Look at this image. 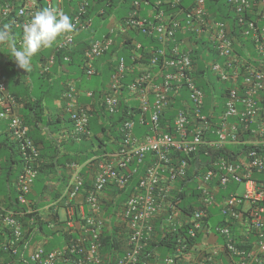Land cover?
Wrapping results in <instances>:
<instances>
[{"label": "built area", "instance_id": "built-area-1", "mask_svg": "<svg viewBox=\"0 0 264 264\" xmlns=\"http://www.w3.org/2000/svg\"><path fill=\"white\" fill-rule=\"evenodd\" d=\"M151 1L133 0L125 18L116 22L112 18L107 25L108 33L92 40L83 51V68L90 77L94 73L93 62L112 47L115 38L128 41L129 52L136 58L141 44L133 39V33L156 39L157 48L150 50L148 66L141 69L146 72L147 68H154L153 74L144 72L134 76L125 86L128 98L138 103V122L147 126L148 132L135 137L134 121L124 122L121 147L111 153L108 160H97L91 175V189L85 197L81 195L83 177L74 164L68 166L69 181L58 198L65 210L64 229L72 230L78 219L83 223L82 230L87 239L71 241L63 251L46 253L42 246H37L29 254L34 264H54L75 253L82 257L74 264L97 261L98 236L103 227V221L98 217L100 199L107 192L113 193L114 201H117L118 192L127 189L139 167H144L145 171L118 210V220L124 223L127 231V243L115 264L137 263L145 242L151 240L154 220L166 212L171 191L186 179L189 170L192 179L188 181L198 193L199 207L191 217L181 220L179 226L190 225L186 234L197 238L196 235L205 228L204 219L210 216L209 209L217 208L223 223L215 231L223 239L222 248L229 263L264 264V0H226L235 15L237 33L228 23L209 15L205 0H195L188 9L180 6L181 0ZM63 2L42 0L41 6L38 0H18L15 12L10 15L13 8L6 0H0V21L7 19L13 23V30L20 32L16 37L19 41L22 25L28 22L30 13L42 7L63 11ZM162 3L172 9L178 8L173 13L166 12L161 8ZM86 7L87 0H79L77 15L72 19L74 33L86 31L92 25V19L85 16ZM72 42L73 35L66 33L58 39L54 50L69 48ZM197 42L202 43V51L195 63L192 56L194 50L198 51ZM53 60L52 54L39 65L40 72H48ZM125 71V62L120 59L117 71L110 77L103 93L104 107L109 114L115 113L119 106ZM205 74L213 75L223 84L220 87L222 109L218 113H215L219 104L215 97L209 111L203 112L205 96L197 83L199 78L201 82L206 81ZM79 94L74 83L69 82L62 95L63 111L69 116L73 134L77 137L89 134V115L77 103ZM84 95L92 96L90 92ZM17 108L15 98L0 77V120L6 121L7 130L19 145L23 159V168L15 180L17 203L27 208L26 214H31L28 196L37 175L40 149L29 136V128L17 115ZM167 113L173 117L165 116L162 127L160 119ZM131 165H136V169ZM227 187L231 192L216 203L220 189ZM79 198L80 205L76 206L75 201ZM86 207L90 215L85 213ZM0 217L8 225L16 224L14 230L18 241L21 225L14 221V213L0 209ZM242 221H245L246 229L241 242L246 243L254 237L249 249L237 246V238L232 232V224ZM84 240L88 242L86 248L81 245ZM182 240L179 238L178 243ZM188 247H178L179 257H166L164 263L181 264L180 257ZM198 254L193 264H206L218 252L212 249Z\"/></svg>", "mask_w": 264, "mask_h": 264}, {"label": "trees", "instance_id": "trees-1", "mask_svg": "<svg viewBox=\"0 0 264 264\" xmlns=\"http://www.w3.org/2000/svg\"><path fill=\"white\" fill-rule=\"evenodd\" d=\"M64 1L66 2V0ZM132 1L133 0H87L85 16L92 19L91 27L86 31H76L75 33L71 32L70 34L73 35L71 47L64 50H58L57 52L54 50V44L53 47L48 48L47 53H44V49H42L36 56L33 57L30 71L34 72V78L37 80L34 87L31 84H25L23 81L24 76L22 75V69L17 66V70L14 71V68H11V62L14 60H12L10 56H8L7 62L4 61L2 64H0V77L7 84V91L9 94L12 95L17 102V115L29 128V136L37 145L40 143L43 144L42 142L44 140L40 136V127L45 122L44 117L47 111L46 104L52 102L54 99H60L62 102V94L67 86L66 81L63 86L60 85V81L56 83V90L50 91V84L47 80H50V74L53 72L51 68L54 67V65L60 69V72L64 75V78H67L71 75L73 80H79V84L75 85V88L80 93V96L77 97V101L81 106L86 107L85 105L88 104L91 99L94 103H96V105H93V103L91 105L93 111H87L89 115L87 129H89L91 136L84 139L83 144L80 142V149L76 152L85 156V159H83L82 162L85 160H91L90 158L94 159L100 157H103V161L106 159L108 160L111 153L118 151L121 147V128L124 122L127 120L134 121V136L141 137L140 135H136V131H139L140 128L139 124L137 123L140 111L138 106L132 105V101L130 102L126 100L129 98L125 86L132 81L134 76H140L144 74L145 71L143 72L141 69L144 66H148L147 58L151 56L150 50H155L158 45L156 39L144 37L142 40L138 41L137 38L140 35L137 36L133 33V39L141 44V48L138 52V58H136L129 52V42H123L119 37L115 38V35H113L112 39L114 40L115 38V40L112 47L93 62V75L88 77L85 74V70L83 68V51L87 49L92 40L99 38L97 36L98 33L103 34L102 36L108 33L107 25L109 24L108 20L111 16L115 18V22L116 20L119 21L125 18L127 11L131 8L130 4ZM194 1L195 0H181L180 6L182 8L188 9L192 7ZM6 2L9 4L10 8H13V11L10 12V15H12L15 12L14 9L18 4V0H6ZM38 2L42 6V0H38ZM151 2H153V0ZM161 6V8L166 12L171 11L170 13L175 12L174 10L178 8L172 9L166 5V3H162ZM205 7L211 17L215 18L216 20L228 23L235 33L238 32V28L235 24V15H233L231 12L226 0H205ZM65 8H67L66 11L65 9L63 11L70 15V17L73 19V17L77 15L78 12L79 0H67ZM119 11L121 12L118 13ZM141 14L144 15L145 12H141ZM9 17L10 16L7 18ZM6 22L7 19L1 21V23ZM15 36L18 38L20 36V32H17V35ZM177 38L179 39L180 35H178ZM195 44L202 47L201 42H197ZM52 54L54 61L49 72L40 73V71L37 69L36 63L45 62ZM198 56L199 51L196 52V50H194L192 58L195 60V63L198 59ZM65 57L68 58L67 61L64 60ZM120 59L124 60L126 65V71L124 72V77L121 81L123 84L122 94L117 111L110 115L105 111L104 108L103 93L106 91L105 87L110 77L117 71V66ZM154 70V68H147L145 74L149 73L152 75ZM30 71L27 73H30ZM16 82L17 90H14L12 85ZM197 84H199V86L202 88L205 96L203 102V112L206 113L209 111L211 103L214 102L212 100L214 96H212V90H209V87L206 83L201 82L199 79ZM86 92H90L92 94L91 98H88L84 95ZM81 93L83 95H81ZM217 95H219V92ZM221 109L222 103H219L218 106L215 107V113L220 112ZM168 113L163 115L160 119V124L162 127L165 125V116L167 118L173 117V114ZM144 132L147 133L148 128ZM42 156L43 154L40 156L36 166L38 174L34 184L41 183L45 174L49 172L48 170H45L48 166L40 162ZM82 162L81 159L77 160V163L83 164ZM93 165H95L94 162L86 166H82L81 168L80 173L84 179L83 188L81 189L82 197H85L87 191L90 189L89 172L93 169ZM131 166L134 170L136 169V165ZM87 167L90 168L87 169ZM22 168L23 159L20 153L19 145L11 138L8 130L6 129L5 132L0 133V205L3 203L4 209L13 211L15 216V218L13 217L14 221H18L21 225V238L16 244H13V247L17 249V253L13 254V247H10V243L13 241L11 230L16 226V224L13 226L8 225L5 223L3 218L0 217V264H33L29 260V257H26V253L28 252V248L32 246L33 243L39 241L37 239L38 236L36 235V231H34L36 221H40L39 215H36L34 212L28 215L26 214L17 216V213L25 211L24 207H20L16 202L15 180ZM144 171V167L137 168L136 172L130 179L131 183L127 189L124 191L120 190L118 192L120 197L117 200L118 203L116 207L113 205L108 206V203L105 202L103 209L106 211L107 215H111V213L118 208L120 202L126 200V198L132 192L133 186L137 184L138 179L143 175ZM187 174L188 175L186 179L178 183L176 188L171 191L168 198L169 202L166 206V212L165 214L159 216L154 222L151 240L145 242L136 264L154 263L155 257L157 255L156 252H159V250H164L168 257L178 258V247H182L184 245L190 246L197 242L196 238H190L186 234L190 225L179 226L181 220H185L189 216L191 217L194 213V210L199 207V203L197 202L198 193L195 191L194 186H191V183L188 181L192 179L190 170ZM68 177L70 176L68 175ZM67 182L68 178L63 182V186ZM192 184H194V182ZM228 188L225 190V192L222 190L219 191L220 195H218V197L216 196L215 198L216 203L221 202L220 197L227 193V191L228 193L231 192V189ZM59 196V193L56 194L54 200H58ZM6 200L8 201V204L4 205ZM32 209L35 210L34 207H32ZM180 212L184 214V217L179 215ZM176 214H178V216ZM112 221L110 222L109 227L104 228L98 237V242L100 245L98 248V254L100 257L107 256L105 260L108 262V264H114V258L116 256H121L126 248L127 239V231L124 229V227H119V225L116 226L114 221ZM222 221V218L219 219L217 221L218 223L216 222L217 225L223 223ZM236 228L237 227H233V231ZM196 236L198 237V234ZM179 238H183L184 240H182L181 243H178ZM83 245L84 247H87L88 242L86 241ZM240 247L248 249L250 244L248 243L245 247ZM44 249L45 252L49 251L48 247H45ZM66 258H69V261L72 263L75 258H77V256L67 255ZM206 264H214V262H207Z\"/></svg>", "mask_w": 264, "mask_h": 264}, {"label": "crops", "instance_id": "crops-1", "mask_svg": "<svg viewBox=\"0 0 264 264\" xmlns=\"http://www.w3.org/2000/svg\"><path fill=\"white\" fill-rule=\"evenodd\" d=\"M67 2V0H66ZM66 2L64 1V9L66 11ZM109 23L113 21L112 18H109ZM44 53L48 52V48L43 50ZM8 56H10L9 51L6 47H0V64L4 61L7 62ZM11 57V56H10ZM33 62V60H32ZM39 62L36 63V66L39 65ZM12 69L17 70V64L13 61L11 62ZM53 72L50 74V80H47L50 84V91L56 90V83L60 82V85L63 86L65 81H73V77L68 76L64 78V75L61 74L60 69L54 65L51 68ZM22 75L24 76L25 84H31L35 86L37 80L34 78V72L26 73L22 70ZM76 71V70H75ZM74 71V72H75ZM51 81V83H50ZM63 81V82H62ZM75 84H79V80L75 81ZM12 88L17 90V82L12 85ZM124 98V97H123ZM131 102L130 99H126ZM92 103L96 105L91 99L88 104H86L87 110H92ZM63 101L60 99H54L52 102L46 104V114L44 117L45 122L40 127V136L44 139L43 144H39L40 156L43 154L40 162L46 164V169L49 172L45 174L44 179L41 183L34 184L32 187L31 193L28 196L31 208L34 207L35 214L39 215L40 221H36V226L34 231L38 236V242L35 244H44L45 247L50 246L49 249L53 248L51 242H55V238H60V245L53 249H62L67 244V236L64 233V218L65 210L64 206L58 200H54L56 194L63 188V182L68 178L70 174L67 167L68 164H76L79 168L82 167V164L77 163V160L85 159L84 155L76 153L80 149L81 144L84 143L83 140L78 141L73 137L72 126L68 117L63 113ZM7 129L6 121L0 120V133L5 132ZM65 164V165H64ZM111 194V195H110ZM116 196L113 193H105L103 196L104 204L108 203V206L112 204ZM8 201L4 202V205H7ZM76 206L80 205V198L75 201ZM3 206V203L1 204ZM108 208V207H107ZM86 214H90L87 208H84ZM92 214V213H91ZM165 214V213H164ZM178 216V214H176ZM180 216L184 217L182 212L179 213ZM56 216V217H54ZM211 217V216H210ZM206 221L204 230L198 235L197 242L190 245L185 252L180 257L181 264H193V260L199 255L200 251L207 252L209 250H217L218 255L214 259V264H228L229 258L227 254L223 251L222 248V239L216 234L215 227L217 223L209 226V220ZM102 218L110 219L112 217H107V213L104 211L102 213ZM113 222V221H112ZM114 225V224H112ZM235 232L239 236L240 233L244 231V226L242 223H237ZM82 230V224L78 221L72 229L74 237H79ZM155 262L152 264H165L164 260L167 254L163 253V250L156 252ZM27 255V253H26ZM27 257V256H26ZM102 256V262L100 264H108V262ZM57 264V263H56ZM58 264H72L70 261H59Z\"/></svg>", "mask_w": 264, "mask_h": 264}, {"label": "clouds", "instance_id": "clouds-1", "mask_svg": "<svg viewBox=\"0 0 264 264\" xmlns=\"http://www.w3.org/2000/svg\"><path fill=\"white\" fill-rule=\"evenodd\" d=\"M63 4H64V2H63ZM41 5V4H40ZM43 6V5H42ZM16 8V7H15ZM63 10H64V6H63V8H62ZM110 18H114L113 16H111ZM4 20V19H3ZM2 21V20H1ZM1 21H0V47H6L7 49H8V51H9V54H10V56H11V59L12 60H14L15 61V63L17 64V66L20 68V69H22V70H24L26 73L27 72H29L30 70H31V67H32V60H33V57L34 56H36L42 49H47V48H51V47H53V45L54 44H56L57 43V41H58V38L59 37H61L62 35H64V34H66V33H71V32H73L74 30H75V25H74V23H73V21H72V18L70 17V15H68V14H66L64 11H62V10H59V9H57V8H55V7H48V8H43L42 7V9H40V10H37V11H35V12H33V13H30L29 14V20H28V22H26V23H24L23 25H22V37L20 38V40L19 41H17V36H15V35H17V31H13V27H14V25H13V23L12 22H6V23H1ZM202 47H200L199 45H198V51H199V55L201 54V51H202V49H201ZM54 61V60H53ZM44 62H42V63H38L39 65H41V64H43ZM39 65H37V69L39 70ZM53 65V64H52ZM51 65V66H52ZM50 66V67H51ZM50 67H49V70H50ZM40 71V70H39ZM49 72V71H48ZM41 73V72H40ZM47 73V72H46ZM205 76H206V81H204L203 83H206L207 85H208V87H209V90L211 91L212 90V95H214V97L216 98V97H218V95H217V93H218V91L215 89V85L211 82V80L209 79V75H206L205 74ZM91 77V76H90ZM200 79V78H199ZM198 79V80H199ZM69 82H73L74 83V85H76L75 84V80H73V81H67L66 82V85L69 83ZM108 83V82H107ZM106 87H107V85H106ZM106 87H105V89H106ZM65 91V90H64ZM64 93V92H63ZM63 95V94H62ZM81 95H83L82 93H81ZM78 96H80V94L78 95ZM88 98H91V97H88ZM63 99V98H62ZM64 101V100H63ZM77 103L79 104V102L77 101ZM63 104H64V102H63ZM103 104H104V102H103ZM80 105V104H79ZM64 106V105H63ZM81 106V105H80ZM83 107V106H82ZM63 108V107H62ZM86 110H87V108L86 107H84ZM105 108V107H104ZM88 111V110H87ZM105 111H106V109H105ZM63 113H64V111H63ZM65 115H66V113H64ZM88 114V113H87ZM111 115V114H110ZM67 117H68V120L70 121V123L72 124V122H71V120L69 119V116L68 115H66ZM89 123V122H88ZM73 126V125H72ZM88 127V126H87ZM88 130V132H89V134L88 135H85V136H75L74 134H72L73 135V137L76 139V140H78V141H81V140H84V139H86V138H88V137H90L91 136V133H90V131H89V129H87ZM9 133V132H8ZM73 133V132H72ZM10 135V134H9ZM40 158V157H39ZM103 158V157H102ZM91 160H85V161H83L82 163V166H86V165H88V164H91L92 162H94V164L95 165H93V169L89 172V175H90V189H91V182H92V178H91V175H93V172H94V169H95V167H96V164H97V160L98 159H101V157L100 158H94V159H92V158H90ZM39 160V159H38ZM69 165H72V163H70V164H68L67 165V167L69 166ZM74 165L78 168V171H79V173H80V171H81V168H79L75 163H74ZM90 167H87V169H89ZM70 173V172H69ZM37 174H38V171H37ZM81 174V173H80ZM69 176H70V174H68ZM37 176V175H36ZM36 179V178H35ZM35 181V180H34ZM68 181H69V177H68ZM33 184H34V182H33ZM33 184H32V187H33ZM65 186V185H64ZM64 186H63V188H64ZM63 188H62V190H63ZM228 188V187H227ZM227 188H225L224 190H222L223 192H225V190L227 189ZM229 189V188H228ZM31 190H32V188H31ZM61 190V191H62ZM221 190V189H220ZM61 191H59V194H61ZM228 191H227V193H225L222 197H220L221 198V200L223 199V198H225V196H228ZM30 195V194H29ZM218 195H220V193H218ZM218 195H217V197H218ZM119 199V197L117 198V200ZM28 200H29V198H28ZM16 202H17V191H16ZM30 202V201H29ZM117 201H114L112 204H110V205H113V206H115L116 207V205H117ZM120 204H121V202H120ZM120 204L118 205V208L115 210V211H113L112 213H111V215H107V217H112V220L114 221V224L116 225V226H118L119 225V227L120 226H123L124 227V229H125V226H124V223L123 222H120L119 220H118V210H119V207H120ZM20 206V205H19ZM105 206V204H104V201H103V197H101V199H100V209H99V212H98V217L99 218H101V220L103 221V227L101 228V231L104 229V228H107V227H109V224H110V219H106V218H102V213L105 211L104 209H103V207ZM21 207V206H20ZM87 208V207H86ZM0 209H2V210H5V211H9V210H6V209H4L3 208V206L1 207V205H0ZM24 209H25V211H26V207L24 206ZM29 209H31L32 210V212L34 213V209H32L31 208V205H29ZM88 209V208H87ZM213 210L214 209H217V208H212ZM212 209L210 208L209 210H210V216H211V213H212ZM25 211H22V212H20L19 214L20 215H26V213H25ZM217 211H218V209H217ZM11 212H13V211H11ZM106 212V211H105ZM219 213V212H218ZM28 215V214H27ZM87 215H90V214H87ZM209 216V217H210ZM55 217V216H54ZM209 217H207V218H205L204 219V222H205V224H206V221L208 220V218ZM14 218H15V216H14ZM157 220V218L154 220V222ZM17 222V221H16ZM154 222H153V224H154ZM82 225H83V223L82 222H80ZM240 223H242V225L244 226V231L242 232V233H240L239 234V236L236 234V232H235V230L233 231V227H236V225H237V223L235 224V223H233L232 225H233V227H232V232H233V234L236 236V238H237V246H243V247H245L248 243L250 244V247L252 246V242H253V240H254V237L253 236H251L250 237V241L248 240L246 243L244 242V243H242L241 241L243 240V237H242V235H243V233L245 232V229H246V224H245V221H242V222H240ZM222 224V223H221ZM220 224V225H221ZM217 226H219V225H216V227ZM215 227V228H216ZM64 228V227H63ZM153 229H154V226H153ZM126 230V229H125ZM20 232H21V229H20ZM216 232V231H215ZM11 233H12V236H13V241H11V243H10V247H13L14 245L13 244H16L17 243V236H16V234H15V230H14V228L11 230ZM64 233H65V235L67 236V238H68V240H67V244L65 245V247L64 248H62V249H53V248H51V249H49V251L48 252H50V251H52V250H64L69 244H70V242L71 241H73L74 243H76V242H82V238L83 239H87V235L84 233V231L83 230H81V234H80V236L79 237H74L73 236V233H72V230H70V231H66L65 229H64ZM101 233V232H100ZM217 234V233H216ZM100 235V234H99ZM199 235V234H198ZM218 235V234H217ZM99 237V236H98ZM220 238H221V236H219ZM20 238H21V236H20ZM20 238H19V240H20ZM197 239V238H196ZM222 239V238H221ZM18 240V241H19ZM87 240H84L83 241V243L81 244L83 247H84V243L86 242ZM126 243H127V239H126ZM222 245H223V239H222ZM37 246H42V248L44 249L45 248V245L44 244H35V243H33L32 244V246H30L29 248H28V252H27V258L29 257V254H30V252H32V250H33V248H35V247H37ZM239 246V247H240ZM88 247V246H87ZM100 247V245H99V242H98V248ZM249 247V248H250ZM86 248V247H85ZM98 248H97V252H96V255H97V261H93V262H90V263H88V264H100L101 262H102V256L100 257L99 256V254H98ZM241 248V247H240ZM248 248V249H249ZM125 250H126V248H125ZM124 250V251H125ZM44 251H45V249H44ZM124 251H123V253H124ZM210 251V250H209ZM12 253L13 254H16L17 253V249L16 248H14L13 247V249H12ZM47 253V252H46ZM122 253V254H123ZM121 254V255H122ZM71 255H76L77 256V258H79V257H82V256H80V255H78L77 253H75V254H68V256H71ZM218 255V254H217ZM67 256V255H66ZM66 256L65 257H63L62 259H58V260H56L55 262H54V264L55 263H58L59 261H65V260H68L69 261V258H66ZM107 256H105L104 258H106ZM118 257H120V256H116L115 258H114V261H116L117 260V258ZM77 258H75V260L77 259ZM216 258V257H215ZM214 258V259H215ZM214 259L213 260H211V261H209V262H212V261H214ZM30 260V259H29ZM74 260V261H75ZM74 261L72 262V264H74ZM34 264V263H33ZM114 264H115V262H114ZM228 264H230V263H228Z\"/></svg>", "mask_w": 264, "mask_h": 264}, {"label": "rangeland", "instance_id": "rangeland-1", "mask_svg": "<svg viewBox=\"0 0 264 264\" xmlns=\"http://www.w3.org/2000/svg\"><path fill=\"white\" fill-rule=\"evenodd\" d=\"M120 12H121V11H119L118 13H120ZM116 33H117V32H115V35H116ZM102 35H103V34L98 33L97 36H98L99 38H101ZM143 38H144L143 36H139V37L137 38V40L140 41V40H142ZM15 70H16V69H14V71H15ZM209 79H210L211 82L215 85V89H216L217 91H219V95H218V97H216V99H217V102L221 104V103L223 102V100H222V98H221V96H220V87H222L223 84L218 83V82L216 81V78H215L213 75H210V76H209ZM132 102H133L132 105H134V106H138V103H137L136 101H132ZM206 113H207V112H206ZM137 123L139 124V122H137ZM139 127L142 128V129L139 128V131H138V130L136 131V135H140V136H142V135L146 134L144 131L147 129V126H145V125H140V124H139ZM239 191H241V189H240ZM219 219H221V217H220L218 211H217V210H212L211 217H210V220H209V223H208L209 226L215 224ZM60 241H61L60 238H55V242H53V243L51 242V246H52L53 248H56L57 246L60 245ZM49 248H50V246H49ZM163 253L166 254V252H165L164 250H163Z\"/></svg>", "mask_w": 264, "mask_h": 264}]
</instances>
